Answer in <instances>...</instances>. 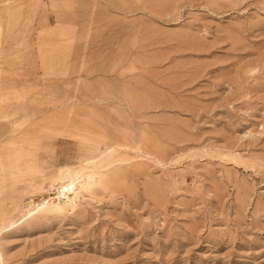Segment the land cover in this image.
<instances>
[{
  "label": "rangeland",
  "instance_id": "1",
  "mask_svg": "<svg viewBox=\"0 0 264 264\" xmlns=\"http://www.w3.org/2000/svg\"><path fill=\"white\" fill-rule=\"evenodd\" d=\"M5 226L0 264H264V0H0Z\"/></svg>",
  "mask_w": 264,
  "mask_h": 264
},
{
  "label": "bare ground",
  "instance_id": "2",
  "mask_svg": "<svg viewBox=\"0 0 264 264\" xmlns=\"http://www.w3.org/2000/svg\"><path fill=\"white\" fill-rule=\"evenodd\" d=\"M83 139V138H82ZM84 140V139H83ZM87 139H85V142ZM88 142H89V139H88ZM117 150V149H116ZM131 150V149H130ZM129 150V151H130ZM133 151V150H132ZM221 152V151H220ZM112 153L113 151L111 150V152H108L106 154H104L101 158H99L98 160L92 162V171H89L90 173H87L86 170L87 168L83 167V166H80V167H77V168H66V169H63L62 172H61V175L59 177L58 180H56L54 183L51 184L50 188L48 189V193L47 195H45L43 197V203L44 206H47L50 208L51 211H57L59 209H66L67 208H71L73 209L74 207H76V205L79 203L80 201V193L78 191V188L79 189H83L82 192L84 191H88V190H91L94 186H96L97 184V173L96 171L100 168L103 167V164L104 162L110 158L112 156ZM127 153V152H126ZM116 154V153H115ZM226 156H228L227 153H224ZM221 155V154H220ZM114 156V155H113ZM112 156V157H113ZM225 156V157H226ZM231 156V155H229ZM233 156H235L233 154ZM111 157V158H112ZM142 157H145L146 159H150L148 157V155H144ZM233 159L235 160H238V158L235 156L233 157ZM110 162V161H109ZM108 163V162H107ZM157 163V162H156ZM177 163V162H176ZM105 168V167H104ZM86 170V171H85ZM85 171V172H84ZM99 171V170H98ZM97 171V172H98ZM79 179H81L79 182H77ZM82 186L79 187V184L82 183ZM86 193V192H85ZM43 195V194H42ZM41 195V196H42ZM83 197V196H82ZM39 198V197H37ZM65 199L66 201H61L60 199ZM32 200V199H31ZM37 200V199H36ZM35 200V201H36ZM35 201L33 200L32 202L35 203ZM40 200H38L39 202ZM42 201V200H41ZM37 204V203H35ZM26 205V204H25ZM40 205V204H38ZM27 207V205H26ZM25 207V208H26ZM39 207V206H37ZM43 207V206H42ZM28 208V207H27ZM30 208V207H29ZM46 208V207H45ZM29 210V209H28ZM32 210V209H30ZM73 211V210H72ZM30 211H28L27 213H25L26 215L23 216L21 219H23L24 217L30 215ZM14 223V222H13ZM12 223H10L11 225ZM4 227V226H3ZM6 228H3L0 232H1V235L3 236V234L7 231L8 229V226H5ZM0 235V237H2ZM1 249V248H0ZM0 260L1 262H3V256L1 255V252H0Z\"/></svg>",
  "mask_w": 264,
  "mask_h": 264
}]
</instances>
